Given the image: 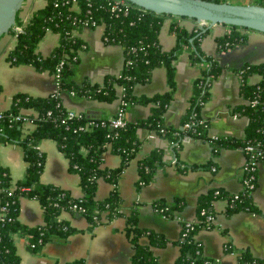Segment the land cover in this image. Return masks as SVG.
I'll return each instance as SVG.
<instances>
[{
    "label": "trees",
    "instance_id": "1",
    "mask_svg": "<svg viewBox=\"0 0 264 264\" xmlns=\"http://www.w3.org/2000/svg\"><path fill=\"white\" fill-rule=\"evenodd\" d=\"M73 1L77 7L72 5ZM215 1L221 2V0ZM253 1L264 5V0ZM128 4V10L124 13L123 10H111V0H68V2L44 0L41 5L33 9L27 21L17 14L14 25L9 29L16 40L6 53V60L15 65L25 63L37 70H49L52 74H57L55 77L57 91L47 95L16 92L12 95L9 108L2 110L4 116L0 119V142L14 143L21 147L26 169L25 177L13 182L10 168L0 161V207L6 206L5 215L0 219V264H20L21 258L14 240L15 234L25 238L26 248L31 251H38L48 241L66 240L76 230L63 213L84 216L92 228L123 215L122 198L117 184L123 169L138 148L136 128L139 126L153 128L166 137L176 157L183 141L188 137L207 139L212 145L214 154L222 147L233 145L241 147L244 151L247 144H252L254 153L264 149V61L247 62L235 69L241 81L239 91L244 101L236 104L232 112L247 117L244 136L241 138L210 136L209 122L200 111L209 97V89L214 78L222 71V65L215 56L204 52L200 47L199 38L207 34L208 29L205 26L202 28L196 26L191 32H187L182 26L172 22L170 30L175 33L177 41L171 48L163 49L159 42V34L164 16L167 14L151 11L131 1H128ZM85 21L102 24L103 40L123 47L125 59L121 70L117 74L106 75L100 83H93L89 79L77 83L73 78L79 52L86 47L78 34L84 27ZM16 25L20 26V30L15 29ZM95 26L88 25L90 28ZM228 26L227 33L215 36L217 52L247 40L248 32L244 31L247 27ZM47 28L57 33L59 38L56 46L44 56L37 50V46L46 34ZM190 37H194L189 42L192 46L191 61H199L203 64V68L201 75L194 81L193 95L190 98L189 109L182 117L181 127H174L164 123L163 113L167 109L176 83L173 59L182 50V45L188 43ZM60 63L57 73L56 68ZM156 66L165 68L168 89L150 97H136L132 92L134 84L146 82ZM254 73H258L261 77L259 82L251 83L248 77ZM117 85L123 87V97L128 100V105L132 102L147 103L148 100L154 102L150 114L134 122L126 120L125 125L121 127H108L99 123L86 126L88 120L92 118L98 120L101 117L83 112L80 116H69L60 96L62 91H68L87 97L111 100L116 97ZM18 113H25L30 117L33 123L30 131L24 130V121L11 119L12 115ZM187 122L189 126H185ZM49 137L66 157L69 170L78 173L80 196L74 197L68 189L59 184L41 179L45 154L37 145L41 139ZM107 148L121 158L118 165L113 167L103 165L102 151ZM245 155L249 157L248 153ZM177 158L175 164L179 169L186 170L190 167ZM162 159V150L155 148L138 160L139 178L136 184L138 188L150 183L157 168L164 164ZM262 159L264 158L260 157L259 160ZM212 166L214 165H211V168ZM100 179L107 180L112 187L105 197L99 199L96 197V191ZM254 180L253 188L244 186L237 196L235 193L215 187L198 197L197 220L183 240L180 239V235L186 231L185 219L181 220V233L176 240L179 253L174 264L212 262L214 258L203 254L202 244L195 237L197 230L213 225V222L206 220V214H215L213 201L217 198L226 200L228 213L237 210L258 211L251 195L258 183L257 169ZM12 183L15 187L9 194ZM23 195L34 198L40 203L43 213L42 223L29 225L20 220L19 199ZM153 204L157 211L163 209L167 217H172L176 211L183 208L184 202L181 197H175L171 202L157 199ZM202 210L204 213H201ZM124 231L133 244L131 264H161L153 247L164 246L168 238L152 228L140 226L135 209L125 216ZM142 236L147 238L146 243L139 240ZM224 249L234 250L229 243L225 244ZM237 255L236 264H263L264 256L250 255L247 250H239ZM66 264H84V261L77 258Z\"/></svg>",
    "mask_w": 264,
    "mask_h": 264
},
{
    "label": "crops",
    "instance_id": "2",
    "mask_svg": "<svg viewBox=\"0 0 264 264\" xmlns=\"http://www.w3.org/2000/svg\"><path fill=\"white\" fill-rule=\"evenodd\" d=\"M40 0L23 1L18 15L27 21L33 9L42 4ZM254 2V1H250ZM249 2V3H250ZM177 23L187 32L196 28V20L174 14L164 16L160 29L159 42L163 49L176 44L177 37L171 32V23ZM208 33L199 38L201 49L217 58L222 65L221 73L214 78L209 89V97L201 108V115L209 122V135H223L241 138L245 134L248 119L245 115H235L232 109L244 101L239 91V77L236 68L244 63L264 61V32L246 28L247 40L220 52L216 51L215 36L227 33L229 26L216 23L206 27ZM104 26L83 27L79 36L86 47L79 52V60L74 66L73 78L77 83L89 79L100 83L108 74H117L124 62L123 47L116 43L105 42L102 38ZM59 36L47 32L39 41L37 50L44 56L58 43ZM182 45V50L173 59L175 67V88L173 89L167 109L163 113V121L167 125L181 127L182 117L189 109L193 95L195 79L201 75L203 64L192 62L190 57L191 44ZM11 32L0 35V109H8L12 95L16 92H27L33 95H47L56 91L54 75L49 70H37L32 65H15L6 60V53L15 43ZM258 73L251 74L248 81L259 82ZM166 72L163 66H156L146 82L134 84L132 92L136 97L152 96L168 89ZM121 86H116V97L103 100L62 91V103L67 109L86 113L91 116L111 117L120 105ZM154 102H132L126 109V120L134 122L138 118L150 114ZM26 111V110H25ZM26 132L33 128L32 122L23 123ZM139 145L136 153L128 161L118 180L117 189L121 195L123 215L117 216L106 223L89 226L88 220L82 215L63 213L70 225L75 228L66 240L48 241L38 251L26 248L25 238L15 234L14 240L20 255V264H66L77 258L84 264H131L130 257L133 244L125 235V216L136 210L138 224L163 233L168 238L164 246L153 247V251L161 264H174L179 253L176 242L181 233V220L197 218V201L201 194L211 188L219 187L224 191L236 193L241 190L243 170L247 155L237 145L225 146L214 154L211 143L201 137L186 138L175 156L169 140L153 128L139 126L136 128ZM38 148L45 154V163L41 179L53 182L68 189L72 195L80 196L79 175L68 168V161L58 149L53 139L43 138ZM162 150L164 164L157 168L150 183L140 188L136 186L139 178L138 160L146 156L152 149ZM103 165L113 167L119 164L120 157L109 148L102 151ZM176 158L190 167L179 169ZM0 161L11 171L12 181L25 177L26 161L20 146L14 143L0 142ZM193 165H199L197 167ZM211 165L215 166L213 170ZM256 187L251 195L258 211L237 210L228 213L226 200L217 198L213 201L214 219L209 228L197 230L195 237L202 244L203 254L218 261V264H236V251L247 250L250 255L264 256V160L257 165ZM112 185L100 179L96 191L97 198L105 197ZM181 197L184 204L181 210L172 217L163 216L154 207L153 202L163 199L171 202ZM19 218L25 224L35 225L43 221L40 203L28 196H21ZM139 240L147 242L142 236ZM226 243L234 249H224Z\"/></svg>",
    "mask_w": 264,
    "mask_h": 264
},
{
    "label": "water",
    "instance_id": "3",
    "mask_svg": "<svg viewBox=\"0 0 264 264\" xmlns=\"http://www.w3.org/2000/svg\"><path fill=\"white\" fill-rule=\"evenodd\" d=\"M24 0H0V35L8 32ZM151 11L203 19L215 23L248 27L264 32V5L215 0H128ZM207 27V26H206Z\"/></svg>",
    "mask_w": 264,
    "mask_h": 264
},
{
    "label": "built area",
    "instance_id": "4",
    "mask_svg": "<svg viewBox=\"0 0 264 264\" xmlns=\"http://www.w3.org/2000/svg\"><path fill=\"white\" fill-rule=\"evenodd\" d=\"M40 1H44V0H40ZM66 2H68V0H65ZM74 7H77L76 4L74 3L73 1V4H72ZM128 1L127 0H111V10H123L124 13L127 12L128 10ZM84 27H88L89 24H92V25H97L95 21H92L91 23L89 22H84ZM216 24V23H215ZM196 25L198 27H206V26H209V22L207 20H199V19H196ZM213 25V24H212ZM15 29L16 30H20V26L16 25L15 26ZM53 32L51 31L49 28H47L46 30V33L47 32ZM57 34V33H56ZM83 47L85 46L84 44L82 45ZM129 62V61H127ZM61 63L59 65H57V68H56V71L58 73L59 71V67H60ZM54 75V79H55V83H56V75ZM56 85V84H55ZM121 89H122V93H121V96H120V105H119V109H117L116 113L111 116V117H101L99 118L98 120L97 119H90L87 121L86 123V126H89L91 124H101V125H104V126H108V127H121V126H124L125 123H126V109L127 106H128V100H126L124 97H123V87L121 86ZM56 91H57V85H56ZM56 91H54L53 93H56ZM67 113L69 116H72V115H78L80 116L81 115V112L79 111H75V110H71V109H67ZM4 116V113L3 111L0 109V119ZM11 119L15 120V121H18V120H21V121H24V122H32V120L30 119V117H28L27 115L24 114H21V113H18V114H15V115H12ZM185 126H189V122L185 123ZM254 150V146L252 144H247L245 146V153H248L249 157L245 160L244 162V165L242 167V170H243V184H242V188L245 186L246 188H253L254 187V183H255V171L257 169V165L259 163V159L260 157L264 158V149L262 150H259L257 153H254L253 152ZM264 160V159H262ZM261 160V161H262ZM212 169L214 170L215 169V166H212ZM11 188H10V191H9V194L12 193V189L15 187L14 183H12L11 185ZM241 188V189H242ZM239 193L236 192L235 195L237 196V194ZM75 208V207H74ZM5 209H6V206L5 205H2L0 207V219L2 217H4L5 215ZM159 212L163 215V216H166L163 212V209H160ZM201 213H204V210L201 211ZM167 217V216H166ZM213 219H214V215L213 214H206V220L207 221H211L213 222ZM197 220L196 219H193V220H185V230L184 231L185 233H182V235H180V239L183 240L185 234H187V231L192 229L194 226V222ZM230 252H235L234 250H231ZM237 252V251H236ZM263 259V264H264V258ZM214 260V261H213ZM212 262H210L209 264H218V261L213 259ZM248 264V263H246Z\"/></svg>",
    "mask_w": 264,
    "mask_h": 264
},
{
    "label": "rangeland",
    "instance_id": "5",
    "mask_svg": "<svg viewBox=\"0 0 264 264\" xmlns=\"http://www.w3.org/2000/svg\"><path fill=\"white\" fill-rule=\"evenodd\" d=\"M25 2H27L28 0H24ZM231 3H241V4H246V2H250L251 0H225ZM253 1V0H252ZM40 2V1H39ZM251 3V2H250Z\"/></svg>",
    "mask_w": 264,
    "mask_h": 264
}]
</instances>
